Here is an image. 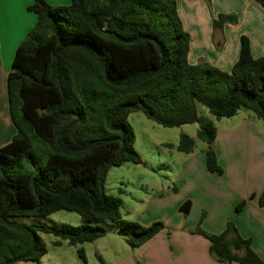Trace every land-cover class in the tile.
I'll return each instance as SVG.
<instances>
[{
	"label": "trees",
	"instance_id": "1",
	"mask_svg": "<svg viewBox=\"0 0 264 264\" xmlns=\"http://www.w3.org/2000/svg\"><path fill=\"white\" fill-rule=\"evenodd\" d=\"M253 1L264 9V0ZM27 10L36 21L15 49L6 79L15 134L0 147V264L38 261L46 254L39 234L53 235L54 246L107 234L96 225L48 229L20 224L18 217L73 212L110 221L132 250L165 229L161 222L143 227L122 220L121 201L105 191L111 167L141 163L128 123L133 112L176 128L199 122L197 105L216 119L244 109L262 121L264 142V56L252 58L246 37L225 72L203 59L188 62L191 38L175 0H70L67 6L32 0ZM237 21L218 14L212 27ZM196 138L206 145V170L219 174L215 128L200 124ZM176 150L192 153L194 140L181 136ZM263 197L264 190L260 203ZM192 233L209 241L210 256L221 264H264L231 222L219 234Z\"/></svg>",
	"mask_w": 264,
	"mask_h": 264
},
{
	"label": "crops",
	"instance_id": "2",
	"mask_svg": "<svg viewBox=\"0 0 264 264\" xmlns=\"http://www.w3.org/2000/svg\"><path fill=\"white\" fill-rule=\"evenodd\" d=\"M51 6H67L70 0H45ZM177 14L184 31L191 38L188 62L206 60L217 69L229 72L238 59L240 39L246 37L252 58L264 56V9L253 0H210L208 11L204 0H175ZM32 0H22L16 9L18 21L9 25L0 37V102L6 105V79L11 70L15 49L33 27L36 17L27 10ZM9 11L8 6L5 13ZM234 14L237 23L212 27V17ZM11 123V122H10ZM12 125V124H11ZM15 134L0 147L10 142ZM262 121L247 110H240L231 118L216 121L214 142L217 162L223 171L221 180L210 178L215 187H221L228 202L227 215L210 230L221 233L231 222L238 234L251 241V248L264 262V142ZM204 149H201V153ZM208 172V171H207ZM243 203L241 208L236 206ZM137 250L136 264H221L209 254V241L183 228L169 236L157 235ZM127 264H135L132 260ZM238 264V263H232Z\"/></svg>",
	"mask_w": 264,
	"mask_h": 264
},
{
	"label": "rangeland",
	"instance_id": "3",
	"mask_svg": "<svg viewBox=\"0 0 264 264\" xmlns=\"http://www.w3.org/2000/svg\"><path fill=\"white\" fill-rule=\"evenodd\" d=\"M209 9L211 11V7ZM0 113V117L3 116L0 121V143H3L9 138L10 131L14 132L8 116L7 100L6 105L0 102ZM197 116L198 123L164 128L141 112L129 115L128 123L134 133L133 148L140 156L141 163L111 167L104 185L107 194L121 201L122 220L143 227L161 222L165 229L158 235L169 236L183 228L191 233L197 228L208 233L207 230L220 221L221 214L227 215L225 191L210 182L211 177L221 180L223 171L219 174L207 172L205 153H201L206 145L196 138L200 124L210 125L216 130L218 119L201 105H197ZM183 135L194 140V150L190 154L176 150ZM186 203H190V210L187 216H183L179 209ZM15 221L24 225H44L48 229L64 224H90L105 228L107 234L94 242L76 246H69L65 241L54 246L53 242L57 239L53 235L39 234L46 254L38 261L14 264H127L130 260L136 264L138 261L137 250L129 248L119 234L117 224L110 221H86L73 212H56L46 217H18ZM79 251H82L84 260L79 258Z\"/></svg>",
	"mask_w": 264,
	"mask_h": 264
},
{
	"label": "snow or ice",
	"instance_id": "4",
	"mask_svg": "<svg viewBox=\"0 0 264 264\" xmlns=\"http://www.w3.org/2000/svg\"><path fill=\"white\" fill-rule=\"evenodd\" d=\"M22 0H0V37L5 33L9 25L17 23L19 17L16 9L21 4ZM8 6L9 11L5 13V8Z\"/></svg>",
	"mask_w": 264,
	"mask_h": 264
},
{
	"label": "water",
	"instance_id": "5",
	"mask_svg": "<svg viewBox=\"0 0 264 264\" xmlns=\"http://www.w3.org/2000/svg\"><path fill=\"white\" fill-rule=\"evenodd\" d=\"M190 210V203H186L183 206H181V208L179 209V212L183 215V216H187Z\"/></svg>",
	"mask_w": 264,
	"mask_h": 264
},
{
	"label": "bare ground",
	"instance_id": "6",
	"mask_svg": "<svg viewBox=\"0 0 264 264\" xmlns=\"http://www.w3.org/2000/svg\"><path fill=\"white\" fill-rule=\"evenodd\" d=\"M3 107V106H2ZM4 110V109H3ZM3 113V112H2ZM1 114V113H0ZM4 115V114H3ZM1 117H3V116H1ZM0 117V118H1ZM0 121H2V118L0 119ZM1 124V123H0ZM6 124V123H5ZM7 126V125H6ZM3 127V126H2ZM1 129V128H0ZM9 130H10V128H9ZM5 131H7V130H5ZM3 134V133H2ZM10 134H11V131H10ZM4 136V135H3Z\"/></svg>",
	"mask_w": 264,
	"mask_h": 264
}]
</instances>
